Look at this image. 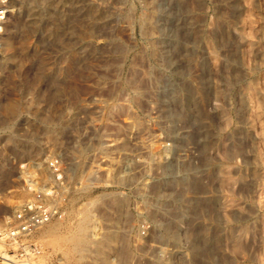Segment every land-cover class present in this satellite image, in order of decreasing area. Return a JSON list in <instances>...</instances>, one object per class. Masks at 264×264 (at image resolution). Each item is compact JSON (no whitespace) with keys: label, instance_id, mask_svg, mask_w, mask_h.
I'll return each instance as SVG.
<instances>
[{"label":"rangeland","instance_id":"rangeland-1","mask_svg":"<svg viewBox=\"0 0 264 264\" xmlns=\"http://www.w3.org/2000/svg\"><path fill=\"white\" fill-rule=\"evenodd\" d=\"M51 160L32 264H264V0H11L0 227Z\"/></svg>","mask_w":264,"mask_h":264},{"label":"built area","instance_id":"built-area-1","mask_svg":"<svg viewBox=\"0 0 264 264\" xmlns=\"http://www.w3.org/2000/svg\"><path fill=\"white\" fill-rule=\"evenodd\" d=\"M11 0H0V51L3 44V34ZM55 174V188L42 187L33 196L21 202L18 207L7 216L4 225L0 227V243L6 246L9 264H32L40 253L33 234L43 225L56 217L62 216L59 205L60 190L64 188V176L60 174L55 160L49 162ZM140 264H148L142 261Z\"/></svg>","mask_w":264,"mask_h":264},{"label":"bare ground","instance_id":"bare-ground-1","mask_svg":"<svg viewBox=\"0 0 264 264\" xmlns=\"http://www.w3.org/2000/svg\"><path fill=\"white\" fill-rule=\"evenodd\" d=\"M210 50V49H209ZM211 51V50H210ZM214 53V52H213ZM212 100V99H211ZM216 104V103H215ZM214 104V105H215ZM216 106H217V104H216ZM218 107V106H217ZM91 236V235H90ZM202 244L199 242V241H197V240H195V241H193V242H191V247H189V248H191L190 249V252H191V250H192V252H193V254L194 255H196V254H198V253H200V252H202V246H201ZM81 251V250H80ZM186 254V253H185ZM193 254H192V257H194L193 256ZM4 255V256H3ZM3 255L2 256H0L1 258H3V259H6V260H8L9 258H8V255L6 254V253H3ZM187 255V254H186ZM190 255V254H189ZM191 257V256H190ZM191 257V258H192ZM191 258H190V260H191ZM189 260V259H188ZM189 260V261H190ZM160 261V260H159ZM6 262H8V261H6ZM190 263V262H189Z\"/></svg>","mask_w":264,"mask_h":264}]
</instances>
